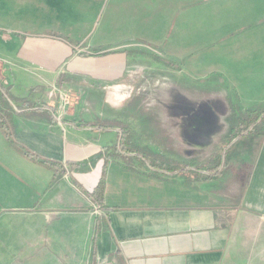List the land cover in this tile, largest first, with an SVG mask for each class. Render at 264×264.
I'll use <instances>...</instances> for the list:
<instances>
[{"label":"crops","instance_id":"0c3cea01","mask_svg":"<svg viewBox=\"0 0 264 264\" xmlns=\"http://www.w3.org/2000/svg\"><path fill=\"white\" fill-rule=\"evenodd\" d=\"M82 1L91 10L107 0ZM111 1L119 13L122 0ZM128 1L127 21L145 23L148 40L160 45L200 40L190 51L178 52L187 56L205 55L209 45L222 46L220 40L232 38L235 14L241 13L249 27L246 10L252 5L264 19V0ZM64 5V0H0V85L9 91L8 96L0 93V109L10 114L13 129L7 137L0 127V264H264V118L235 134L228 149L242 143L240 149L203 174L194 163L174 171L170 167L178 163L134 153L160 151L137 138L131 115L137 98L130 100L136 76L165 69L166 54L156 44L129 41L138 38L131 31L98 43L67 35L66 28L84 29L85 24L87 32L95 31L99 17L84 22L64 14L58 28L49 21L33 26L45 14L43 7ZM239 35L264 39L260 32ZM92 47L106 53L81 54ZM241 56L240 81L229 72L233 58L222 69L223 57L217 56L211 57L212 72L196 70L193 77L247 87L241 97L263 103L264 48ZM257 56L262 58L253 63ZM14 69L38 79L21 83ZM89 85L99 86L103 97L94 88L85 90ZM17 86L30 92L12 93ZM176 99L165 116L176 127L177 142L171 140L191 159L218 144L226 107L216 97L199 105L208 108L205 114L185 112L182 96ZM122 108L127 116L120 114ZM196 118H205L203 126ZM211 118L218 127L210 125ZM96 189L98 203L90 195Z\"/></svg>","mask_w":264,"mask_h":264},{"label":"rangeland","instance_id":"374dc122","mask_svg":"<svg viewBox=\"0 0 264 264\" xmlns=\"http://www.w3.org/2000/svg\"><path fill=\"white\" fill-rule=\"evenodd\" d=\"M253 4H257L259 2H263V0H252ZM65 5L58 8L48 9L44 8L45 14L41 12L39 15V20L36 21L33 26H45L47 25L46 21L50 22V25L54 27H59L58 17L61 15H71V16H79L82 17L84 22L95 17L99 22L98 26H95L93 32H87L88 28L85 24L84 29H71L66 28V33L69 37L76 36L77 39H80V43H98L100 41H105L106 39H113L120 33L124 31H131L132 34L138 36V38H133L129 41H140L145 43L149 42L148 45L154 46L155 44L160 51L165 53L163 58H167L165 65V69L163 70H155L154 72L146 71L143 74V77L136 76L134 86L136 88V92L131 95V102L134 100V97L137 98V102L135 103L134 108L132 109L131 115L133 116V128L137 131V138L140 137L145 138L143 141L150 142L149 146L151 149H155L159 147L160 151L148 150L146 152L136 151L134 153L139 154L140 156H144L149 160H157L158 162H166V165H170L173 163H178V167H183L184 164L194 163L195 171H201V174L206 173V168H209L216 164V162L223 161L224 158H228L230 156L229 153L231 151L240 149L242 143H238L234 148L228 149L230 145V139L240 131V127L244 128L247 126L246 118L250 111L261 106L263 103H256L252 101V98L247 96H242V92H244L247 87L241 86H226L222 82L218 81L215 77L209 79H201L196 80L193 75L196 73V70H201L205 74L212 72L211 70L214 68V60L211 57H223L222 59V69L225 67V63L233 58L232 63L229 65V72H231L237 81L241 80V69L239 66V61L241 62V53L252 52L256 47L264 48V39H251L246 38V36H240L239 33L244 34L247 32H260L264 33V19L258 17V7H254L253 5L249 7L246 11H248L249 17L252 19L251 23L246 24L247 22H242L241 17L242 14H235L234 17V27H233V37L227 38L226 40H220L218 43H222L226 46L222 48L220 45H209L206 49H203V54L205 55H180L178 52L188 49L190 51L193 46H195L194 42L200 40H186V43L181 42L178 44V40H166L162 45L157 44L160 40H148L145 37L146 32V24H131L127 21L129 16V1L122 0V7L117 8V12L119 9V13L115 12V8L113 6V1L107 0L103 7L92 8L88 10L84 5L82 0H64ZM240 12L241 10L237 8ZM61 11V14L58 13ZM254 18L256 19H253ZM48 18L50 20H48ZM249 18V19H250ZM37 18H35L36 20ZM82 21V20H81ZM245 21V20H243ZM93 25V24H92ZM96 25V24H95ZM108 26V27H107ZM172 27V24H169ZM94 26L91 27V30ZM207 43L213 42V40L206 39ZM117 43V42H116ZM227 43V44H225ZM115 44V42L113 43ZM107 45V44H104ZM109 45V44H108ZM93 48V47H92ZM222 48V52H218ZM153 49V48H152ZM158 53L156 50H153ZM210 54V55H209ZM218 54V55H216ZM201 58V61H198ZM262 57L257 56L255 62H257ZM170 60L174 62V64L170 63ZM228 60V61H227ZM238 60V61H237ZM246 61V60H245ZM164 62V60H163ZM248 62V61H246ZM228 64H226L227 66ZM25 69H27L25 67ZM19 75H17V73ZM35 72V71H34ZM15 76H18V81L21 83H33L35 79L29 76V74L14 69ZM5 76L11 80V75L6 73ZM234 81L232 82H235ZM77 80V78L75 79ZM78 81V80H77ZM18 83V82H17ZM143 85V86H141ZM17 86L12 93L19 94H27L30 90H20ZM85 90L90 91V89L94 88L97 92V95L103 94L100 93V87H93L89 85V87L85 86ZM236 89L238 96L236 95ZM10 92V93H11ZM9 94V92H8ZM181 95L186 104L195 108L199 106L201 103L205 102H214L216 97H221L225 108V113L222 114L220 129L221 135L218 136L220 141L218 144L213 146L211 149H205L201 152L200 156L195 155L193 158L189 159L184 156L182 149L179 145H175L177 142L176 135L174 134L175 125L172 123L171 119L166 118V112L168 106L169 108L173 106V104L177 101V96ZM127 106V103L126 105ZM105 110H109V108H105ZM126 109L122 108L119 112L121 115L127 116ZM166 113V114H165ZM147 130V131H145ZM171 137L175 139V141L171 140ZM164 138H167L164 139ZM164 142H168L167 147L161 145ZM240 145V146H239ZM239 146V147H238ZM237 147V148H236ZM236 148V149H235ZM147 153H153L155 156H148ZM188 159V160H187ZM177 167V166H176Z\"/></svg>","mask_w":264,"mask_h":264},{"label":"trees","instance_id":"16d2710c","mask_svg":"<svg viewBox=\"0 0 264 264\" xmlns=\"http://www.w3.org/2000/svg\"><path fill=\"white\" fill-rule=\"evenodd\" d=\"M76 49V48H75ZM106 52L102 51L101 49H96V48H88L87 51L82 52V55H92V56H98V55H102ZM9 91H7V89H4V87H2L0 85V93H2V95H9L8 94ZM264 118V104L253 109L252 111L249 112L247 118H246V123L247 126L242 128L240 127V131H238L236 134L240 135L241 133L245 132L248 130L249 127H251L253 124H255L256 121H258L259 119H263ZM0 127L3 129L4 133L6 134L7 137H12L13 136V129H12V124L10 121V114L5 111V110H1L0 109ZM123 133V132H122ZM121 133V134H122ZM120 146H124L125 142H124V135L122 134V136L120 137ZM132 152V151H129ZM128 153V152H127ZM27 155H32L33 157H37L35 154H33L30 151H26ZM45 163L48 164H53L51 161L49 160H43ZM171 169H173L174 171L182 169L181 167H170ZM215 168L212 171V176H214L216 174ZM91 197L95 196L94 201H96L98 203L99 200V190H95L92 194H90ZM100 221L101 219H97V224H96V229L94 232V236L92 238V245H91V259H92V263L95 262V255H96V235L100 229Z\"/></svg>","mask_w":264,"mask_h":264},{"label":"flooded vegetation","instance_id":"af4514ba","mask_svg":"<svg viewBox=\"0 0 264 264\" xmlns=\"http://www.w3.org/2000/svg\"><path fill=\"white\" fill-rule=\"evenodd\" d=\"M180 109L183 110V111H185V112L191 111V110H194V111H202L201 113H204V114H205V112H209L208 108H206V106L203 105V104H202V106H200V107L197 106L195 108H191L188 105H186V106L182 105V107ZM210 120H211V122L209 121L210 122V125H212L214 127L216 125L215 122H217V119L214 120L213 118H211ZM216 126L218 127L219 125H216Z\"/></svg>","mask_w":264,"mask_h":264},{"label":"water","instance_id":"95a60500","mask_svg":"<svg viewBox=\"0 0 264 264\" xmlns=\"http://www.w3.org/2000/svg\"><path fill=\"white\" fill-rule=\"evenodd\" d=\"M195 123H197L198 126H203V122H205V118H196V120H194Z\"/></svg>","mask_w":264,"mask_h":264}]
</instances>
